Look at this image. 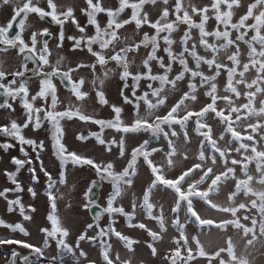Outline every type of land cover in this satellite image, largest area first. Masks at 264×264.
I'll list each match as a JSON object with an SVG mask.
<instances>
[{
  "label": "snow or ice",
  "instance_id": "6c2138e0",
  "mask_svg": "<svg viewBox=\"0 0 264 264\" xmlns=\"http://www.w3.org/2000/svg\"><path fill=\"white\" fill-rule=\"evenodd\" d=\"M0 5L11 6L13 12L7 24L0 26V44L5 45L4 51L18 49L24 69L8 72L0 63V96L4 97L0 110L8 116L7 120L0 119V150L11 157V165L15 166V170L3 172L13 187L0 190V198L6 201L7 212L18 210L23 221L33 220L32 214L37 208L31 203L26 208L22 202L20 193L25 188L19 174L27 168L32 182L27 186V193L33 200L39 199L40 193L33 187L40 183L35 167V162H39V171L46 178L43 194L50 206L45 217L50 227H39L42 234L39 244L15 236H0V246L19 245L28 250V254H22L12 247L5 264H40L53 241L62 254L73 255L74 264H133L135 246L142 242L115 227L117 215L125 218L129 228L147 232L150 241L146 246L153 257L159 255L154 245L165 238L170 221L176 235L171 238L173 247L163 258L165 264H195L200 258L209 260V264L211 259H220L224 264L221 254L227 249H219L209 256L197 236L188 235V223L198 225L201 230L214 227L222 233L235 231L244 241L245 250L264 237V192L256 193L250 187L252 183L264 185V0H207L206 3L196 0H0ZM32 15L39 20L50 18L51 24L59 26L54 64L49 39L44 38L53 37V32L49 27L34 29L29 23ZM101 16L106 17V22L102 23ZM81 18L86 23H82ZM213 21L215 26L210 28ZM69 23L77 34L66 35L65 26ZM133 24V34L122 36L120 30ZM144 26L154 31L143 32ZM182 26L186 27L177 40L174 34ZM14 27L15 35L9 37V30ZM89 27L94 30L92 33ZM65 41L71 42L72 54L80 52L85 56L69 59L61 54ZM161 41L166 57L159 54ZM175 45H179V51L175 50ZM141 48L146 53L137 63ZM29 61L32 69L27 66ZM110 64L114 67H109ZM176 65H179L178 70ZM45 66L50 70L45 71ZM26 71L33 72L38 80L35 94L30 90V78H25ZM117 75L123 86L119 88V100L113 103L106 97V85ZM56 80L66 82L69 93L63 110H58L65 98L59 95ZM184 83L186 90L182 88ZM201 94L206 101H201ZM176 95L179 99L170 104L169 97ZM90 100L109 107L110 118L88 114L85 102ZM38 101H43L39 107L36 106ZM16 103L23 110L19 120ZM201 103L198 110L191 107ZM125 105L133 110L130 121L125 119ZM74 119L99 126V131H89L87 135L78 133L76 139L84 142L94 138L102 146L100 151L109 153L112 159L97 162V158L68 149L62 122ZM193 122L192 131L199 137L197 162L174 178H168L167 173L177 165L176 157L189 159L187 148H178V143L181 138L185 146L192 142L188 128ZM242 122L244 127L238 131ZM45 123L52 154L59 163L58 179L53 178L41 159L45 141L38 142L24 134L25 129L40 130ZM175 126H179V131ZM106 130H113L111 139L106 137ZM137 133H149L157 140L162 136L167 148H150L151 141L145 139L132 147L129 154L127 137ZM17 145L23 158L11 155ZM27 148L36 154L35 160ZM158 154H162L159 162L154 158ZM141 158L151 175L142 195H138L131 190L135 188ZM121 160L127 163L117 170ZM68 165L90 166L101 183L111 185L106 207L95 214L93 222L85 224L74 246L67 239L71 229L57 208V201L65 195L59 185L66 184ZM252 165L255 174L250 172ZM230 182H234V187L225 195L227 203H215L212 197ZM96 184L97 180H92L84 194L86 210L97 203L89 198ZM205 184L207 187L203 189ZM160 186L174 193L170 217L165 215L164 205L153 200V192ZM130 191L132 210L127 211L119 202ZM9 193L14 198H9ZM241 195L254 197L251 204L257 216L244 215L241 219V211L252 210L244 203L238 207L227 206ZM194 200L202 201L224 218H204ZM181 211L185 214L183 222ZM103 214H107L108 223L102 227ZM148 221H154L155 228L149 226ZM0 227L25 238L31 235L22 222L0 218ZM89 232L94 234L89 235ZM113 237L122 248L114 247ZM83 241L96 246L98 259L91 258L81 248ZM226 245L231 246L234 255L237 244L232 236L226 237ZM77 250L78 256L75 255ZM52 259L48 264H52Z\"/></svg>",
  "mask_w": 264,
  "mask_h": 264
},
{
  "label": "rangeland",
  "instance_id": "374dc122",
  "mask_svg": "<svg viewBox=\"0 0 264 264\" xmlns=\"http://www.w3.org/2000/svg\"><path fill=\"white\" fill-rule=\"evenodd\" d=\"M76 2H79V0H76ZM197 3H206L207 0H196ZM12 14V7L11 6H4L0 5V25H3L5 22V19L8 18ZM130 15V10L129 13ZM152 14L155 15V10H152ZM78 18H80L79 13H77ZM124 18H127L125 16ZM102 23L106 22V17L101 16L100 17ZM30 21H33L35 24L33 25L34 29H38L40 26L43 25V23L36 17H32L29 19ZM82 23H86V20L81 18ZM215 23L210 22V28L214 27ZM134 24L131 26H126L125 29L120 30L121 35L124 34L132 35L134 31ZM186 26H182L180 30H178L174 37L178 40L179 36L183 34V29ZM66 35H73L77 34V30L74 28L73 25L66 24ZM89 33H92L94 30L89 27L88 29ZM154 30L150 29L148 26L143 27V32H149L150 34ZM143 32H141L139 35L142 36ZM195 34V30H194ZM138 39V37H137ZM50 47L53 51V55L51 57L52 63H55V60L57 59L56 50H55V43L57 42L55 39V36H53L51 39H49ZM66 47L64 51L61 53L65 56H67L69 59H73L75 57H84V53L77 52L75 54H72L69 49L71 46V42L65 41ZM163 42L161 41V49L159 54L165 55L163 52ZM175 50L179 51V45L174 46ZM203 50H201L202 52ZM146 50L141 48L140 49V56L137 57V63H139L140 57L145 55ZM0 63L4 65V67L7 69L8 72H13L16 70H24L22 66V56L18 54V49H12L8 48L7 51H0ZM27 66L29 69H32L28 63ZM47 67V66H45ZM109 67H114V64H110ZM175 68L178 70L179 65H176ZM206 68V66H205ZM99 70V69H98ZM25 78H30V84H31V93L33 91L38 90V80L33 75V72L26 71L25 72ZM7 83V80L5 81ZM59 86V85H58ZM123 86V83L119 80V76H115L112 78V80L106 85V97L109 99L110 102H117L119 100V88ZM146 87V85L144 86ZM144 87L140 89L142 92L144 90ZM182 88L186 90V83L182 84ZM222 88V85H221ZM59 89V95L61 97L65 98L64 104L58 106V110H62L67 103V97L68 93L65 92L62 88ZM130 93V89L127 90ZM182 94V93H181ZM94 95V94H93ZM74 99V98H73ZM179 99V95L176 96H170V104L175 103V101ZM201 101L204 102L207 100V98L203 97L201 94L200 97ZM41 103V101L37 102V106ZM191 103V102H190ZM17 108L16 118L22 119V108L20 107L19 103H16L14 105ZM202 106L201 104H192L191 107L195 110H198L199 107ZM223 106V105H221ZM125 119L130 121L132 119L133 110L131 106L125 105ZM85 110L88 114H94L96 118H110L109 113L111 109L109 107L100 106L95 100H90L85 102ZM164 110L161 109V112ZM0 119L7 120L8 116L5 113L4 110H0ZM65 127V143L66 146L70 151H76L80 154H87L89 156H92L94 158H97V162H100L103 160L104 162H107V160L112 159L111 155L107 152H101L102 146L96 143L94 138H91L88 141H78L76 139V135L78 133H83L85 135L88 134L89 131H99V126L91 124L90 122H83L79 121L78 119H74L72 121H66L62 122ZM47 123H45L44 127L40 130L33 131L31 128L25 129L24 134L28 138L36 139L38 142L39 140H44L46 147L44 152H42L41 159L44 161V165L46 169L53 175L54 179L59 178V163L56 160L55 156L52 154V148H51V140L49 139V132L47 131ZM176 129L179 131V126H175ZM244 127V123L242 122L240 124V127L238 131L242 130ZM194 128V122L190 123L188 131L190 133V136L192 137V142L188 145H183L182 138L180 142L178 143V148L180 147H186L188 150V160H183L182 157L178 156L176 157L177 165L174 169L169 171L167 173L168 178H174L175 175H178L180 171L184 170L186 167H191V165L196 161L195 157L197 154V149L199 147L198 141L199 137L197 134L192 131ZM216 134H219V130H217ZM243 134V133H242ZM113 135V130H106V137L108 139H111ZM145 139H149L151 141L150 148L151 147H163L167 148L166 141L161 138L157 140L156 138L152 137L149 133H137V134H129L127 137V143L129 145L128 152L130 154L131 148L136 147L140 142H142ZM27 147V146H26ZM30 155L35 160V153L31 152L30 148H27ZM11 155L18 156L19 158H23V154L19 152V145L15 149L11 150ZM155 160L159 162L162 158V154L155 155ZM126 160H121L117 164V170H120V168L123 165H126ZM35 167L37 169V173L40 177V183L39 184H33V187L38 190L40 193L39 199L33 200V198L30 196V194L27 193V186L31 184L30 180V174L27 171V168L23 169L21 173L19 174V179L22 183V185L25 188V191L23 193H20L22 197V202L24 203L25 207L27 208V205L31 203L34 207L37 208V212L32 214L33 220L31 221H23V218L19 215L18 210L14 213L7 212V204L6 201L3 198H0V218L5 219L7 222H22L26 229L31 233L30 237H22V234L20 233H10L9 230L4 229L0 227V236L3 235H10L15 236L16 238L26 239L29 242L33 244H39L42 239V234L39 233L38 229L39 227L49 226L50 222L46 221L45 217L47 216L50 206L47 203L46 196L43 194L45 189V177L43 176V173L39 171V162H35ZM5 169H8L10 171L15 170V166L11 165V157L4 153L2 150H0V190H3L4 187H13L11 185V182L7 180V178L3 175V172ZM250 172L252 174H255V166L252 165V168L250 169ZM150 172L147 171V166L143 163L142 158L140 161H138V173H137V179L135 180V188L131 191L137 192L138 195H142V189L147 187V181L148 177L150 176ZM198 178V177H197ZM98 180V178L95 175V171L90 166H84V167H72L71 165H68L66 169L65 174V185H59L61 192H63L64 198L62 200L57 201V208L58 212L61 217L64 219V223L70 227L71 229V235L68 239V242L74 246L75 244V238L80 234L81 231H83V228L86 223L93 222L94 218L89 213V210H86L83 208V204L87 202L85 198V192H87L89 185L91 184L92 180ZM210 183V181L208 182ZM187 185H185V188ZM207 185L205 184L202 186L203 189H206ZM234 187V182H230L227 185H225L220 193H217L212 197V200L215 203L218 204H226L225 201V195L228 191L232 190ZM251 189L255 191L256 193L264 192V185L252 183L250 185ZM111 191V185L108 183H101L99 181L98 189L96 190L97 196L95 198L96 202L102 206L106 207V197L107 194ZM131 191L128 193L126 197H124L122 200H120V205L125 207L127 211H131ZM9 198H14V195L12 193H9ZM254 199L253 196L249 195L247 198H245L243 195L238 197L234 204H227L228 207H238L241 203H244L248 205L249 209H252L251 201ZM153 200L158 202L159 204L164 205L165 207V215L171 216L170 208L174 204V193L171 190H165L163 186H160L153 192ZM70 205V207H68ZM194 205L196 208L200 211L201 215L204 218L209 219H223L224 216L222 213L217 212L215 210H211L208 208L202 201L194 200ZM139 215V213H138ZM184 212H180V218L181 222H183L184 219ZM241 219L244 215H248L250 218L257 216V213L255 209L249 210H243L239 213ZM117 223L115 227H117L118 230H121L125 234L130 235L134 239L141 240L140 245L135 246V256H134V262L133 264H140L141 261L144 262V264H165L164 256L167 254L168 250L173 247L172 244V236L176 235L175 229L171 227L170 221H169V228L168 232L165 234V238L162 241L156 242L154 245L157 247L159 251V255L156 257H153L151 255V251L147 248L146 242L150 241V237L148 236L147 232H144L140 229H131L127 226L126 220L123 216L117 215L116 217ZM245 224L248 223V221H243ZM108 223V216L107 214H103L101 217V226H105ZM149 226L155 228V222L154 221H148ZM187 233L189 236H197V238L200 240L201 244L203 245V249L209 254V256H213L219 249H227L226 252L221 254V259L223 260L224 264H241L243 261V264H264V237H260L259 240L256 241L255 244H253L251 247H248L247 250H245L244 241L240 240L239 234L235 231L229 230L227 233H222L215 229L214 227L208 228L205 227L203 230L201 228L193 223H188L186 225ZM94 234L93 232H89V235ZM232 236L233 241L237 244V247L235 249V254L233 255L231 246L226 245V237ZM113 244L116 248H122L121 245L116 243L115 238L113 237ZM16 247L22 254H28V250L21 248L19 245H13V246H0V264H5V260L10 257L11 248ZM81 248L88 252L89 256L93 259H98L99 250L96 248V246L91 245L87 241L81 242ZM79 250L76 251L75 255L78 256ZM56 258V259H52ZM49 259H52V264H74V259L72 254H62L55 245V242H51V245L48 249L45 250V257H42L40 259V264H48ZM195 264H209V260H206L204 258H200L198 261L195 262ZM211 264H221L220 259H211Z\"/></svg>",
  "mask_w": 264,
  "mask_h": 264
},
{
  "label": "flooded vegetation",
  "instance_id": "af4514ba",
  "mask_svg": "<svg viewBox=\"0 0 264 264\" xmlns=\"http://www.w3.org/2000/svg\"><path fill=\"white\" fill-rule=\"evenodd\" d=\"M12 14H13V12H12ZM12 14L8 17V18H6L5 19V22H4V24L3 25H0V26H5L6 24H7V21L8 20H10L11 19V16H12ZM32 17H36L35 15H32V16H30V18H32ZM29 18V19H30ZM36 18H38V17H36ZM39 19V18H38ZM42 23H43V25L42 26H40L38 29H41V28H43V27H49L50 28V30L53 32V36H57V34H58V32H59V26H56V25H54V24H51V21H50V18H46V20H40ZM31 22V24H35L33 21H30ZM17 29H10L9 30V33H8V35H9V37H12V36H14L15 35V31H16ZM45 39H51L52 37H44ZM5 48V45H3V44H0V51H3V49ZM21 56V55H20ZM31 67L33 66L32 65V63L29 61V62H27ZM47 70H50L48 67H45V71H47ZM55 83H57V85H59L58 86V88H62L65 92H67L68 93V90H67V87H66V82H64V83H61L59 80H56L55 81ZM58 91H59V89H58ZM32 94H35V91H33L32 92ZM68 95H69V93H68ZM3 100H4V97H2V96H0V103H2L3 102ZM43 104V101H41V103L37 106V107H39V106H41ZM63 110V109H62ZM41 116H43V113H41L40 114Z\"/></svg>",
  "mask_w": 264,
  "mask_h": 264
},
{
  "label": "water",
  "instance_id": "95a60500",
  "mask_svg": "<svg viewBox=\"0 0 264 264\" xmlns=\"http://www.w3.org/2000/svg\"><path fill=\"white\" fill-rule=\"evenodd\" d=\"M15 23H16V22H14V25H15ZM14 28H15V27H14ZM96 180H97V179H96ZM98 186H99V180H97V184H96L95 186H93V191L91 192L89 198H91V199H95V198H96V196H97V192H96V190L98 189ZM87 191H88V190H87ZM102 208H103L102 206H100L98 203H96V205H93L92 209L89 210V213H90L91 216L94 218V217H95V214H96L97 212H100Z\"/></svg>",
  "mask_w": 264,
  "mask_h": 264
}]
</instances>
